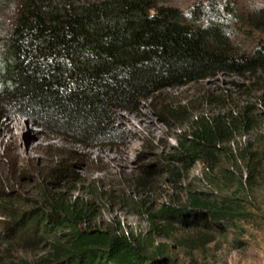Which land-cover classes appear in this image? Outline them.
Returning a JSON list of instances; mask_svg holds the SVG:
<instances>
[{
	"label": "trees",
	"instance_id": "16d2710c",
	"mask_svg": "<svg viewBox=\"0 0 264 264\" xmlns=\"http://www.w3.org/2000/svg\"><path fill=\"white\" fill-rule=\"evenodd\" d=\"M164 2L2 0L0 113L82 145H106L118 137L113 111L133 112L166 89L264 69V0H197L189 11ZM249 23L253 34L242 32ZM249 109L227 123L195 120L173 157L185 168L210 163L222 137L249 126ZM41 196L43 208L10 216L4 235L43 254L10 264H178L166 245L98 225L79 201ZM245 212L231 198L189 191L184 205H165L155 216L184 224L196 217L189 241L204 245L210 231L235 229Z\"/></svg>",
	"mask_w": 264,
	"mask_h": 264
},
{
	"label": "rangeland",
	"instance_id": "374dc122",
	"mask_svg": "<svg viewBox=\"0 0 264 264\" xmlns=\"http://www.w3.org/2000/svg\"><path fill=\"white\" fill-rule=\"evenodd\" d=\"M196 1L164 4L189 11ZM252 25L242 26V32L249 28L253 34ZM247 106L251 123L222 137L210 163L185 168L173 157L195 120L212 123L218 116L227 123V116H239ZM113 112L117 139L95 146L52 133L17 113H0V264L43 254L26 251L4 235L10 216L43 208L42 191L79 201L103 228L168 246L178 264H264V69L166 89L142 100L133 112ZM11 119L25 124L21 138L27 147L13 139ZM189 191L231 198L246 214L235 229L210 231L208 243L190 242L196 217L184 224L155 216L165 205H184Z\"/></svg>",
	"mask_w": 264,
	"mask_h": 264
},
{
	"label": "bare ground",
	"instance_id": "6f19581e",
	"mask_svg": "<svg viewBox=\"0 0 264 264\" xmlns=\"http://www.w3.org/2000/svg\"><path fill=\"white\" fill-rule=\"evenodd\" d=\"M10 122H12L13 123V125H12V128H14V131L15 132H13L12 131V137H13V139H15V138H17L18 140H19V144L22 146V147H27V141H24V140H22V138H21V136H22V133L23 132H21V130H24L25 129V124L24 123H22L20 120H14V119H11V121ZM10 122H7V123H10ZM11 128V127H10ZM16 133V134H15ZM30 138H31V140L32 139H34V138H36V136H30ZM17 139H16V141H17ZM18 142V141H17ZM28 145H29V143H28Z\"/></svg>",
	"mask_w": 264,
	"mask_h": 264
},
{
	"label": "flooded vegetation",
	"instance_id": "af4514ba",
	"mask_svg": "<svg viewBox=\"0 0 264 264\" xmlns=\"http://www.w3.org/2000/svg\"><path fill=\"white\" fill-rule=\"evenodd\" d=\"M201 233H202V232H201ZM201 233H200V234H201Z\"/></svg>",
	"mask_w": 264,
	"mask_h": 264
}]
</instances>
